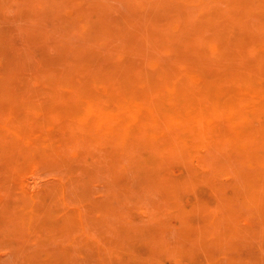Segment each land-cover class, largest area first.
Masks as SVG:
<instances>
[{"label":"rangeland","instance_id":"374dc122","mask_svg":"<svg viewBox=\"0 0 264 264\" xmlns=\"http://www.w3.org/2000/svg\"><path fill=\"white\" fill-rule=\"evenodd\" d=\"M93 2L0 0V264H41L40 258L42 264H75L76 259V264L81 259L82 264H264V210L262 214L259 211L264 207V168L256 163L254 155L252 158L251 148L244 149L230 137L220 136L214 142L182 143L176 131L168 128L166 135L153 137L150 133L159 129L153 125L150 111L140 113L138 121L131 124L88 111L91 107L119 109V105L134 101L158 103L170 86L186 91L190 98L193 95L188 92H207L231 80L249 77L264 83V53L255 49L264 47V0ZM139 28L143 33L138 34ZM123 41L128 43L126 49ZM212 44L218 52L211 49ZM121 73L125 76L119 78ZM190 73L198 74L199 81L189 77ZM150 76L153 81L147 82ZM105 91H109L108 96ZM251 124L260 127L257 120ZM14 129L20 133L10 132ZM30 131L46 136L49 146L42 148L39 144L43 140L31 141ZM221 156L223 160L219 161ZM218 161L226 162L221 163L226 171H219L222 166ZM156 175H161L163 183ZM142 176L150 177V182ZM244 180L249 182V190ZM159 186L166 194L161 195ZM180 189L182 192H178ZM253 195H259V199ZM250 199L259 203L258 208ZM225 208L236 213L232 222L229 213L233 211ZM204 218H208L207 223ZM178 219L181 229H188L187 234L179 230ZM244 224L251 228L246 229ZM155 225L158 235L152 231ZM224 226L232 228L225 232ZM38 230L43 233H36ZM174 230L180 232L175 235ZM149 234L154 238L149 240ZM177 236H184L185 242L182 237L178 241ZM176 240L184 245H174ZM21 244L22 249L18 246ZM37 249L46 252L40 251V256Z\"/></svg>","mask_w":264,"mask_h":264},{"label":"bare ground","instance_id":"6f19581e","mask_svg":"<svg viewBox=\"0 0 264 264\" xmlns=\"http://www.w3.org/2000/svg\"><path fill=\"white\" fill-rule=\"evenodd\" d=\"M70 1V0H69ZM72 1V0H71ZM75 1V0H74ZM96 1H98V0H96ZM91 2H93V0H91ZM94 3V2H93ZM95 3H97V2H95ZM96 5V4H95ZM86 8V7H85ZM91 8V7H90ZM93 8V7H92ZM96 8V7H95ZM85 10H87V9H85ZM97 10V9H96ZM25 11V10H24ZM81 11H83V12H85L84 10H82L81 9ZM27 12V11H26ZM87 13V12H86ZM120 13V12H119ZM121 14V13H120ZM125 14V13H124ZM123 14V15H124ZM22 14H20L19 16H21ZM87 15V14H86ZM115 15V14H114ZM18 16V17H19ZM127 17H128V15H126ZM29 17V16H28ZM114 17V16H113ZM129 17H131V16H129ZM128 17V18H129ZM21 18L23 19L24 17L23 16H21ZM30 18V17H29ZM127 18V19H128ZM132 18V17H131ZM20 19V18H19ZM25 19V18H24ZM120 19V18H119ZM133 19V18H132ZM113 20H114V18H113ZM121 20H123V19H121ZM23 21V20H22ZM132 21H134V19L132 20ZM211 21V20H210ZM114 22H117V21H114ZM119 22V21H118ZM123 22V21H122ZM103 22H101V24H102ZM106 25H107V23L106 22H104ZM131 24H133V22H130ZM207 23V22H206ZM119 24V23H118ZM96 25V24H95ZM94 25V26H95ZM122 25V24H121ZM208 25H209V23H208ZM98 26H100V25H98ZM104 24L102 25V30L103 31H105V29H103L104 27ZM126 26V25H125ZM124 26V27H125ZM130 26V25H129ZM129 26H127V27H129ZM97 27V26H96ZM101 27V26H100ZM100 27H98V29L100 28ZM106 27V26H105ZM4 28H5V25H4ZM108 28V27H107ZM110 28V27H109ZM112 28V27H111ZM133 28V27H132ZM134 28H136V26H134ZM151 29V27H148V29ZM125 29V28H124ZM137 29V28H136ZM147 29V28H146ZM146 29L144 28V33H145V31H146ZM153 29V28H152ZM225 29V28H224ZM224 29H223V31H224ZM2 30V29H1ZM1 30H0V32H1ZM5 30V29H4ZM107 30V29H106ZM227 30V29H226ZM6 31V34H7V30H5ZM13 31V30H12ZM12 31H11V33H12ZM99 31H100V29H99ZM110 31H112V30H109V32ZM121 31V30H120ZM130 31V30H129ZM137 31H138V29H137ZM153 31V30H152ZM14 32V31H13ZM108 32V33H109ZM115 32H116V30H115ZM119 32V31H118ZM122 32V31H121ZM120 32V33H121ZM131 32H132V30H131ZM140 32L141 33H143L141 30H140V28H139V33L138 34H140ZM147 32V31H146ZM225 32L226 31H224V34H225ZM10 33V32H9ZM99 33V32H98ZM100 33H101V31H100ZM104 33H106V31L104 32ZM153 33H154V31H153ZM152 33V34H153ZM16 34V33H15ZM115 34V37H116V33H114ZM130 34V33H129ZM148 34V33H147ZM109 35V34H108ZM123 35V34H122ZM143 35V34H142ZM114 36V35H113ZM117 36H119L120 37V35H117ZM128 36V35H127ZM137 36V35H136ZM149 36H151V35H149ZM16 37V36H15ZM114 37V38H115ZM135 37V36H134ZM148 37V36H147ZM9 38H10V34H9ZM122 38V37H121ZM121 38H119V39H121ZM146 38V37H145ZM151 38V37H150ZM123 39V38H122ZM7 40V39H6ZM16 39H14L13 40V42L15 41ZM32 40L34 41L35 39H33L32 38ZM135 40V39H134ZM152 40V39H151ZM9 41V40H8ZM139 41V40H138ZM146 41V40H145ZM7 42V41H6ZM13 42H11L12 43V46L14 45L15 46V44L13 43ZM121 42H122V40H121ZM124 42V41H123ZM10 43V44H11ZM15 43H17V42H15ZM136 43H137V40H136ZM141 43V42H140ZM19 44H20V42H19ZM123 44V43H122ZM121 43H120V45H122ZM124 46H122L123 47V49L125 48V46H126V44H128V43H126V42H124ZM129 44H132V43H129ZM142 44V43H141ZM133 45H135V44H133ZM20 46V45H19ZM118 46V45H117ZM117 46H115V48L117 47ZM142 46H144L143 44H142ZM141 46V47H142ZM3 47V46H2ZM130 48H133V47H130ZM143 48H145V47H143ZM16 50L18 49V46H17V48H15ZM40 49V48H39ZM67 49V48H66ZM117 49V48H116ZM119 49V48H118ZM126 49V48H125ZM134 49V48H133ZM211 49L212 50H214V52H218L219 51V48L217 47V46H215V44H212L211 45ZM255 49H257V50H260L261 52H263L264 53V47L263 46H260V45H258V47H255ZM19 51V50H18ZM40 51H41V49H40ZM116 51H118V50H116ZM146 49H145V53H146ZM17 52V51H16ZM16 52H14V53H16ZM44 52V51H43ZM43 52H42V54H43ZM118 52H120V50L118 51ZM149 52V51H148ZM45 53V52H44ZM47 53V52H46ZM124 53H125V50H124ZM130 53V52H129ZM148 55H150L149 53H147ZM97 55H99V54H97ZM96 55V56H97ZM144 55V54H143ZM1 56V55H0ZM2 56H3V54H2ZM15 56H16V54H14V60H15ZM47 56V55H46ZM95 56V57H96ZM49 57V56H48ZM95 57H94V59H95ZM100 58H101V56H99ZM98 57V58H99ZM7 58V57H6ZM46 58V57H45ZM89 58V57H88ZM87 57H86V59H88ZM97 58V59H98ZM152 58H153V54H152ZM11 59V58H10ZM43 59H44V56H43ZM47 59V61L49 62V58H46ZM90 59V58H89ZM89 59H88V62H87V60H86V62L87 63H89ZM12 60H13V58H12ZM127 60V59H126ZM125 60V61H126ZM16 61V60H15ZM44 61V60H43ZM40 62H42V59L40 60ZM96 62V61H95ZM101 62V61H100ZM8 63H9V61H8ZM12 64H14V62H11ZM10 63V64H11ZM15 64H16V62H15ZM42 64H43V62H42ZM90 64V63H89ZM94 64V63H93ZM123 64H124V60H123ZM19 65V64H18ZM17 65V66H18ZM27 65H28V63H27ZM44 65V64H43ZM48 65H49V63H48ZM98 65V64H97ZM96 65V66H97ZM104 65H106V64H104ZM8 66V65H7ZM31 66H33L32 64H31ZM30 66V67H31ZM50 66V65H49ZM49 66H47V67H49ZM84 66V65H83ZM83 66L81 67V68H83ZM9 67V66H8ZM16 67V66H15ZM29 67V68H30ZM46 67V68H47ZM106 67V66H105ZM108 67H110V64H108ZM125 67H129V66H124V68ZM20 69H22L21 67H19ZM32 68V67H31ZM54 68V67H53ZM56 68V67H55ZM86 68H89V67H86ZM112 68V67H111ZM113 68H117V66H114ZM126 68V69H127ZM59 71L60 70H62V69H59V68H57ZM75 69H77V67L75 68ZM94 69V68H93ZM92 69V70H93ZM23 70V69H22ZM22 70H20V71H22ZM40 70V69H39ZM45 71L44 72H46V70L47 69H44ZM52 70V69H51ZM54 70V69H53ZM80 70H82V69H80ZM96 70H98L97 68H96ZM101 70H103L102 68H101ZM105 70V69H104ZM103 70V71H104ZM113 70V69H112ZM117 70V69H116ZM115 70V71H116ZM130 70V69H129ZM43 71V70H42ZM48 71V70H47ZM56 71V70H55ZM82 71H84V70H82ZM100 71V70H99ZM111 71V70H110ZM114 71V70H113ZM118 71V70H117ZM23 72V71H22ZM57 72V71H56ZM61 72V71H60ZM60 72H59V74H60ZM92 73H93V71H91ZM94 72H95V70H94ZM97 72V71H96ZM107 72V71H106ZM125 72H126V70H125ZM131 73H132V71H130ZM20 72H18V74H19ZM27 73V72H26ZM58 73V72H57ZM109 74H110V72H108ZM126 73H128V72H126ZM28 74L30 75V73L28 72ZM99 73L97 72V76H99L98 75ZM116 75V73H112V75ZM118 74V73H117ZM119 74H120V71H119ZM129 74V73H128ZM159 74L161 75V73L159 72ZM13 75V74H12ZM27 75V74H26ZM111 75V74H110ZM111 75V76H112ZM131 75V74H130ZM20 76V75H19ZM60 75H58V77H59ZM101 76V75H100ZM117 76V75H116ZM125 75L123 74V76H122V73H121V76L119 77V78H122V77H124ZM126 76H129V75H126ZM132 76V75H131ZM156 76V75H155ZM104 77V76H103ZM113 77V76H112ZM133 77V76H132ZM157 77V76H156ZM189 77H192L195 81H199V79H200V77H199V75L198 74H196V73H190L189 74ZM18 77H16L15 78V80L17 79ZM23 78V77H22ZM53 78V77H52ZM52 78H50V79H52ZM88 78V77H87ZM102 78V77H101ZM118 78V79H119ZM128 78V77H127ZM134 78V77H133ZM144 78V77H143ZM149 78V77H148ZM148 78H147V82L148 81H151L152 79H153V77H151L150 76V78H149V80H148ZM13 79V78H12ZM49 79V80H50ZM55 79V78H54ZM129 79V78H128ZM155 79V78H154ZM18 80V79H17ZM17 80L15 81L16 82V84H17ZM23 80V79H22ZM57 80H59L58 78H57ZM89 80V79H88ZM100 80V79H99ZM103 80H105V78H103ZM131 80H133V79H131ZM135 81H136V79H134ZM144 80V79H143ZM157 80V79H156ZM156 80H154V81H156ZM110 81V80H109ZM134 81V82H135ZM153 81V80H152ZM258 80H253V79H251V78H249V77H247V78H245V79H239V80H231V81H229L228 82V85H226V86H224V87H220V85H214V87L212 88V89H209V90H207V92H203L202 93V91H200V90H198V91H193L192 93L191 92H188L187 94H190V95H193V97H191L190 96V98H188L187 97V95L184 93V92H186V91H182L181 89H179V88H176V87H172V86H170L168 89H167V91L165 92V94H164V97H163V99L161 100V101H159L158 103H154V104H151V105H145V104H143V103H141V102H136V101H134V102H130L129 104H125V103H123V104H121V105H119V109H112V108H106V110L105 111H101L100 109H97L96 107H91L88 111H90L91 113L92 112H95L96 114H98L99 116H111V117H113L114 119H116V121L118 122V123H123L124 121H127V123H129V124H131V123H136L138 120H137V117H138V115H140V113H142V112H144V111H150V115H151V120H153V125H156V127H158L157 129H159V131L157 132V131H153V132H151L150 134H151V136H160V134L162 133L163 135H166L167 133H168V131L167 132H164L165 131V128H168V129H174L175 131H176V134H177V139L181 142L182 141V143H189V142H192V141H199L200 142V144H202V143H205V142H210V141H212V142H214L215 140H216V138L217 137H225V138H227V137H230V139L233 141V142H235L236 144H238V145H240L241 147H243L244 149H249V148H251V150H252V158H253V155H254V157L258 160V162H256V163H258V165L260 164L261 166V168H264V83H262V82H260V84H258V82H257ZM50 82V81H49ZM54 82V81H53ZM57 82V81H56ZM125 82H126V80H125ZM124 82V80H123V83H125ZM128 82V81H127ZM129 82H130V80H129ZM52 83V82H51ZM15 84V85H16ZM171 84V83H170ZM169 84V85H170ZM196 84V83H195ZM52 85V84H51ZM181 85V84H180ZM18 86H19V82H18ZM53 86V85H52ZM51 86V87H52ZM131 86V85H130ZM19 87H21V86H19ZM132 87V86H131ZM23 88V86L21 87V89ZM2 89V87H0V90ZM8 89H10V88H8ZM20 89V88H19ZM7 90V89H6ZM11 90V89H10ZM11 92V91H10ZM18 92H19V90H18ZM105 94L108 96L109 95V91H105ZM16 96H18L17 94H16ZM2 107V106H1ZM0 107V108H1ZM89 112V113H90ZM253 120H257V121H259L260 122V127L259 128H256V127H253L252 126V121ZM125 123V122H124ZM155 127V128H156ZM111 129H113V128H111ZM229 130H231V132L229 131ZM20 130H16V129H14V130H12V131H10V132H12V133H20L19 132ZM31 132V138H32V140L31 141H33V140H38L37 142L39 143L41 140H43V142L42 143H40L39 145H41V147L43 148H47L48 146H49V140L48 139H44V138H46V136H43V135H41V134H39L38 132H33V131H30ZM77 133V132H76ZM27 134V133H26ZM149 134V135H150ZM130 135H132V134H130ZM176 141V140H175ZM203 150V149H202ZM247 151V150H246ZM234 154V153H233ZM142 155V154H141ZM242 155H243V157H244V154L242 153ZM226 157V156H225ZM233 158H234V155L232 156ZM228 159H230V157H229V155H228ZM232 159V158H231ZM231 159H230V163H231ZM236 159V158H235ZM235 159H233V160H235ZM241 159H242V156H241ZM244 159H245V157H244ZM221 160H223L222 159V156H221V158H220V160L219 161H221ZM225 161H226V159H224ZM232 160V161H233ZM239 160H240V158H239ZM195 161V160H194ZM219 161H218V163H219ZM221 162V163H226V162ZM246 161V160H245ZM235 162V161H234ZM197 163V162H196ZM216 163V162H215ZM221 163H219L218 165H220ZM229 162H228V165L230 164ZM233 163V162H232ZM243 163H244V161H243ZM152 164V163H151ZM239 164V163H238ZM172 165V164H171ZM171 165L169 166V168L171 167ZM178 165H179V163H178ZM183 165H185V163H183ZM216 165V164H215ZM166 166V165H165ZM173 166H176V163L173 165ZM189 167H190V165H188ZM221 168L219 169V166H218V169H219V171H221L222 169H223V164H221ZM233 166V165H232ZM246 166V165H245ZM180 167H182V166H180ZM228 167V166H227ZM242 167V166H241ZM34 168H37V167H34ZM150 168V167H149ZM149 168H147V169H149ZM165 168V167H164ZM162 169L161 171H163V173H164V171H165V169H167V167L165 168V169ZM169 168H168V170L167 171H169ZM191 168V167H190ZM190 168H189V170L188 171H190V172H192L191 170H190ZM246 168V167H245ZM38 169V168H37ZM160 169V168H159ZM172 169V168H171ZM226 169L227 168H224L223 170L224 171H226ZM229 169V168H228ZM35 170V169H34ZM155 171L156 170H158V169H154ZM145 171V170H144ZM154 171V172H155ZM159 171V170H158ZM218 171V172H219ZM143 172V171H142ZM145 172H147V171H145ZM144 172V174H146ZM152 172V171H151ZM173 172V171H172ZM189 172V173H190ZM235 172V171H234ZM245 172V171H244ZM243 172V173H244ZM247 172H249V171H247ZM166 173V172H165ZM175 173V172H174ZM184 173V172H183ZM186 173V172H185ZM188 173V174H189ZM240 173H242V172H240ZM240 173H239V176H240ZM246 173V172H245ZM170 174V173H169ZM173 174V173H172ZM235 174H236V172H235ZM37 175V174H36ZM162 175V177H163V174H161ZM161 175H159V177H158V175H156L155 177L156 178H160V176ZM166 175H167V173H166ZM176 175V174H175ZM183 175V174H182ZM249 175H252V174H250L249 173ZM29 176V175H28ZM31 176V175H30ZM118 176V175H117ZM152 176H154V173L152 174ZM186 176V175H185ZM185 176H184V178H185ZM192 176V177H191ZM191 176H189V177H191V178H193L194 176L193 175H191ZM34 177V176H33ZM37 177V176H36ZM53 177H55V176H53ZM114 177H116V176H114ZM145 177V176H144ZM143 176H142V178H144ZM168 177V176H167ZM167 177H165V178H167ZM170 177H172V176H170ZM228 177V176H227ZM252 177V176H251ZM55 178H58V177H55ZM117 178V180L119 179V177H116ZM148 177L146 176L145 177V180L147 179ZM174 178V177H173ZM229 178V177H228ZM33 179V178H32ZM148 179H151L150 177L148 178ZM147 179V182L149 181ZM155 179V178H154ZM161 179V181H162V179L163 178H160ZM195 178H193L192 180H194ZM201 179V178H200ZM209 180H210V178H208ZM226 179V178H225ZM241 179V178H240ZM251 179H253V177L251 178ZM36 180H38V179H36ZM59 180V179H58ZM115 180V179H114ZM116 180V181H117ZM144 180V179H143ZM153 180V179H152ZM198 180V179H197ZM241 180H243V179H241ZM264 180V179H263ZM113 181V184H117V182H119V181ZM120 181H121V178H120ZM160 181V180H159ZM160 181V182H161ZM226 181H228V179H226ZM237 181V180H236ZM244 181H246V180H244ZM259 181V180H258ZM37 182V181H36ZM116 182V183H115ZM150 182V181H149ZM182 182V181H181ZM181 182H179V183H181ZM34 183L35 182H33V185H34ZM39 183H40V181H39ZM162 183H163V181H162ZM207 184H209L208 182H206ZM239 183V182H238ZM246 183V185H248V183H247V181L245 182ZM252 183H254L253 182V180H252ZM258 183L259 182H255V184H257V186H259V185H261V183H259V185H258ZM119 184H121V182L119 183ZM170 184V183H169ZM167 185L166 184V186L167 187H169V186H171V185ZM172 184V183H171ZM33 185H31V186H33ZM176 185H179V184H176ZM197 185V184H196ZM237 185V188L239 187L238 186V184H236ZM254 185V184H253ZM39 186V185H38ZM81 186V185H80ZM79 186V187H80ZM118 186V185H117ZM122 186V185H121ZM138 186V185H137ZM149 186H150V183H149ZM242 186V185H241ZM36 187V186H35ZM135 187V186H134ZM139 187V186H138ZM137 187V188H138ZM153 187V186H152ZM161 188V190H160V188ZM158 188H159V190L160 191H162V193H161V195H163V192H164V189L162 190V187L161 186H159ZM179 187V186H178ZM222 188H223V186H221ZM220 187V190H222L223 192H224V190L222 189ZM254 187H256V186H254ZM30 188H33V187H30ZM82 188V187H81ZM122 188V187H121ZM140 188V187H139ZM149 188V187H148ZM156 188V187H155ZM164 188H166V187H164ZM248 188V189H247ZM135 189H136V187H135ZM149 189H154V188H149ZM148 189V190H149ZM167 189V188H166ZM246 190H249V185H248V187H246L245 188ZM250 189H255V188H250ZM140 190V189H139ZM139 190H137L136 192L137 193H139L138 191ZM232 190V189H231ZM245 190V193L247 192ZM179 191H181L182 192V190L180 189V190H178V192ZM209 191H210V188H209ZM124 192H125V190H124ZM165 192H167V191H165ZM164 192V194H166ZM184 193V192H183ZM155 194H156V192H155ZM154 194V195H155ZM173 194V193H172ZM176 194V193H175ZM251 192L249 193V196H251ZM194 195V194H193ZM218 195V194H217ZM221 195H223L222 193H221ZM221 195H218L219 196V198H221L220 196ZM235 195V192H233V196ZM141 196H142V194H141ZM176 196V195H175ZM200 196V195H199ZM204 196V195H203ZM254 196V195H253ZM259 196V195H258ZM258 196H254V198L256 197V199H259V198H257ZM160 197V196H159ZM194 197V196H193ZM202 197V196H201ZM214 197V196H213ZM216 197V196H215ZM174 198V197H173ZM205 198H206V195H205ZM216 198H218V197H216ZM223 198V197H222ZM228 198V197H227ZM250 198V197H249ZM159 199H163V198H159ZM207 199H209V197L207 198ZM264 198H262V200H263ZM166 200V199H165ZM174 200V199H173ZM177 200V199H176ZM197 199H195V201H196ZM250 200H253V202H254V205L253 206H255V203H256V201H255V199H250ZM261 200V199H260ZM259 200V201H260ZM168 201V200H167ZM167 201H165L166 202V204H167ZM171 201V200H170ZM169 201V202H170ZM185 201V200H184ZM258 201V200H257ZM258 201V202H259ZM155 202V201H154ZM174 202V201H173ZM172 202V203H173ZM178 202H180V204H181V201L179 200ZM197 202V201H196ZM204 203H205V201H203ZM226 202H227V200H226ZM264 202V201H263ZM149 203V202H148ZM186 203V202H185ZM207 203V202H206ZM155 204V203H154ZM160 204H162L161 202H160ZM197 204L199 205V203L197 202ZM252 204V203H251ZM183 205V204H182ZM181 205V206H182ZM192 205H193V203H192ZM210 205V204H209ZM256 205H257V207L256 208H258V205H259V203L257 204L256 203ZM88 207V206H87ZM172 207V206H171ZM227 207H229L230 208V206H227ZM250 207H252L251 205H250ZM261 207V206H260ZM151 208H153V206L151 207ZM160 208H161V206H160ZM159 208V209H160ZM162 208H163V204H162ZM161 208V209H162ZM172 208H174V207H172ZM180 208V207H179ZM199 207H197V209H198ZM150 209V208H149ZM156 209V208H155ZM160 209V210H161ZM175 209H177V208H175ZM188 209V208H187ZM194 209H196V208H194ZM208 209H209V207H208ZM226 209H228V208H225V210ZM151 210V209H150ZM149 210V211H150ZM159 210V211H160ZM224 210V211H225ZM259 210V209H258ZM262 210H264V207L262 208V209H260L259 211L261 212V214H262ZM163 211V210H162ZM189 211H191V209L189 210ZM188 211V212H189ZM195 211V210H194ZM228 211H233V210H230V209H228ZM198 212H199V209H198ZM207 212V211H206ZM144 213H145V211H144ZM150 213V212H149ZM159 213V212H158ZM157 213V214H158ZM161 214H162V212H160ZM191 213H193V212H191ZM197 213V212H196ZM235 212L233 211V213H229V214H231V217H233L232 216V214H234ZM147 214V213H146ZM156 214V215H157ZM179 214V213H178ZM189 213H187V215H188ZM194 214V213H193ZM199 214V213H198ZM204 214H205V212H204ZM258 214V213H257ZM160 215V214H159ZM174 215V214H173ZM202 215V214H201ZM225 215V214H224ZM236 215V213L234 214V216ZM263 217H264V212H263ZM158 216V215H157ZM172 216V215H171ZM230 216V215H229ZM175 217V216H174ZM160 218H162V217H160ZM171 218H173V217H171ZM171 218H170V220H171ZM176 218H178V216L176 217ZM176 218H174V219H176ZM179 218H181L180 217V214H179ZM185 218V217H184ZM225 218H227L226 220H228V217H225ZM224 218V219H225ZM183 219V217L181 218V220ZM208 219V218H207ZM207 219L205 220V218H204V221H206V223H207ZM229 219H231V221L230 222H232L233 220L232 219H236V218H229ZM264 219V218H263ZM48 220V219H47ZM185 220V222H186V219H184ZM184 220H183V222H184ZM159 221H160V219H159ZM162 221H164L163 219H162ZM174 221V220H173ZM178 221H179V223H178V226H179V224L181 223L180 222V220L178 219ZM236 221V220H235ZM35 222V221H34ZM47 222V221H46ZM50 222V221H49ZM49 222H47V223H49ZM59 222V221H58ZM230 222H229V225H230ZM42 224V225H44L43 223H42V221L40 220V222H39V224ZM44 223H45V221H44ZM46 223V224H47ZM62 223V222H61ZM61 223H60V225H61ZM160 223V222H159ZM163 223H165V222H163ZM173 222H171V224H172ZM205 223V224H206ZM234 223V222H233ZM45 224V226H47ZM63 225H65V223H62ZM157 225H159L158 223H156ZM225 224H227V226H228V223H226L225 222ZM12 225V224H11ZM160 225H161V223H160ZM170 224H168V226H169ZM175 225V224H174ZM39 226V225H38ZM50 226V225H49ZM54 226V225H53ZM53 226H50L51 228L53 227ZM59 226V225H58ZM57 226V227H58ZM66 226V225H65ZM123 226V228H125L124 227V225H122ZM176 226V225H175ZM182 226V225H181ZM181 226H179L180 227V229L179 230H181L182 232H185L186 234H187V232H189L188 231V229H187V231L186 230H182L181 229ZM207 226V225H206ZM226 226V225H225ZM225 226H224V230H225V232H227L228 231V229H231L230 227H227L226 229H227V231H226V229H225ZM244 226H246V229H247V227L249 226H247V225H245L244 224ZM13 227V226H12ZM19 227V226H18ZM41 227V226H40ZM64 227V226H63ZM62 227V228H63ZM76 227V226H75ZM218 227V226H217ZM241 227H242V225H241ZM240 226L238 227V232H239V230L241 231V228ZM250 227V226H249ZM16 228H17V226H16ZM20 228V227H19ZM19 228H17V229H19ZM69 228V227H68ZM120 228H122V227H120ZM122 228V229H123ZM155 228H156V225H155V227H154V230H152L153 231V234L155 235V234H157L156 232H155ZM175 228H177V227H175ZM251 228V227H250ZM35 229L37 230L38 228H36L35 227ZM40 229V228H39ZM53 229H54V227H53ZM59 229H60V226H59ZM66 229V228H65ZM233 229H234V227H233ZM61 230V229H60ZM59 230V231H60ZM124 230V229H123ZM193 230V229H192ZM235 231H237L236 229H234ZM41 231H43V229L41 230ZM41 231H36V233H39V232H41ZM52 231V230H51ZM54 231H56L55 229H54ZM57 231H58V229H57ZM247 231V230H246ZM249 231V230H248ZM124 232L126 233V230H124ZM123 232V233H124ZM164 232H166V231H164ZM169 232V231H168ZM174 232H175V230H174ZM177 232H178V230L175 232L176 234L175 235H177ZM180 232V231H179ZM178 232V233H179ZM225 232H224V236H225ZM229 232V231H228ZM230 232H233V230L232 231H230ZM41 233H43V232H41ZM65 234V232L64 231H62V235L61 236H63L64 234ZM145 233H146V229H145ZM207 233V232H206ZM246 233H248V232H246ZM46 234V233H45ZM50 233H47V235H49ZM56 234H58V233H56ZM208 234V233H207ZM221 234V233H220ZM219 234V235H220ZM241 234V233H240ZM245 234V233H244ZM43 235V234H42ZM46 235V236H47ZM136 235H138L137 237H139V234H138V232H137V234ZM149 235H151V236H149L150 237V239L149 240H151L152 238H154V237H152V234H149ZM153 235V236H154ZM158 235V234H157ZM162 235H163V233L161 234V237H162ZM181 235V234H180ZM199 235V233H197V236ZM201 235H203V234H201ZM206 235V234H205ZM231 235H233V234H231ZM53 235H52V232H51V237H52ZM221 236V235H220ZM228 236H229V234H228ZM44 237H45V235H44ZM50 237V238H51ZM182 238L184 237V236H181ZM180 236L178 237L177 236V240L179 241V240H181L182 238H181ZM195 237V236H194ZM53 238V237H52ZM78 238V237H77ZM181 238V239H180ZM197 238V237H196ZM204 238H205V236H204ZM47 239V238H46ZM79 239V238H78ZM144 239V238H143ZM143 239H142V242H143ZM159 239V238H158ZM188 239H189V236H188ZM192 239H193V237H192ZM198 239V238H197ZM14 240H15V238H14ZM14 240H13V242H14ZM17 240V239H16ZM77 240V239H76ZM136 240V239H135ZM135 240H133V241H135ZM148 240V241H149ZM154 240V239H153ZM162 240H164L163 239V237H162ZM176 240V242H174V245H175V243L176 244H178L179 242ZM190 240V239H189ZM44 241L46 242V240L44 239ZM48 241H50V239L48 240ZM82 241V240H81ZM145 241V240H144ZM182 242L184 241L185 242V240H184V238H183V240H181ZM199 241V240H198ZM146 242V241H145ZM182 242H181V244H182ZM201 242V241H200ZM19 243V242H18ZM91 243V242H90ZM89 243V244H90ZM151 243V242H150ZM189 243H191L190 241L188 242V245H190ZM196 243V242H195ZM198 243V242H197ZM248 243V242H247ZM246 243V244H247ZM17 244V243H16ZM134 244V243H133ZM133 244H132V247H134L136 244H134V246H133ZM142 244V243H141ZM141 244L139 245V244H137L138 246H141ZM155 244H157V243H155ZM180 244V243H179ZM178 244V245H179ZM179 245V246H183L184 245V243H183V245ZM194 244V243H193ZM251 244H253V243H251ZM15 245V244H14ZM23 245H26V244H24V242H23ZM22 244L21 245H18L21 249H22V247L21 246H23ZM28 245V244H27ZM146 245V244H145ZM158 245V244H157ZM165 245H167L168 246V243L167 244H165ZM185 245H186V243H185ZM256 245V248H257V246H258V244H255ZM255 245H253V246H255ZM167 246H164V247H167ZM264 246V245H263ZM24 247V246H23ZM26 247H28V246H26ZM68 247V246H67ZM66 247V248H67ZM144 247V246H143ZM19 248V249H20ZM31 248V247H30ZM50 247H48V249H49ZM70 246H69V250H70ZM83 248V247H82ZM151 248H153V250H154V247H151ZM158 248V247H157ZM252 249V247H250L249 246V249ZM20 249V251H22ZM48 249H47V251H48ZM58 249V248H57ZM133 249V248H132ZM135 249V248H134ZM147 249V248H146ZM45 250V252H46V249H44ZM43 250V251H44ZM73 250V249H72ZM254 250V249H253ZM14 251V250H13ZM15 251H16V249H15ZM19 251V250H18ZM35 251H37V253L39 252V254H40V251H42V249L39 251L38 249L37 250H35ZM42 251V252H43ZM51 251V250H50ZM50 251H48V252H50ZM52 251H53V248H52ZM51 251V254L54 256V254H53V252ZM56 251H58V250H56ZM65 251H66V249H65ZM65 251H64V253H65ZM78 251V250H77ZM121 251V250H120ZM131 251V250H130ZM146 251V250H145ZM157 251V250H156ZM3 251H1V253H2ZM6 252V251H5ZM4 252V253H5ZM34 252V251H33ZM32 252V253H33ZM71 252V251H70ZM69 252V253H70ZM80 252H81V249H80ZM132 252V251H131ZM154 252H155V250H154ZM30 253V252H29ZM36 252H35V254H37ZM59 253V252H58ZM58 253L57 254H55V255H58ZM86 253V252H85ZM126 253V252H125ZM156 253V252H155ZM34 254V255H35ZM60 255H62L61 253H59ZM148 254V253H147ZM151 253H149L148 255H150ZM152 254H153V251H152ZM257 254H260V252H257ZM49 255H50V253H49ZM64 255V254H63ZM86 255H88V252H87V254ZM93 255V254H92ZM128 255V254H127ZM261 255V254H260ZM40 256H41V254H40ZM97 256V255H96ZM95 256V257H96ZM238 257H240L239 255H237ZM236 256V257H237ZM19 257H20V255H19ZM25 258L27 257V256H24ZM34 256H32V257H30V258H33ZM37 257H38V255L36 256V259H37ZM46 257H48V256H46ZM57 257V256H56ZM233 257H235V256H233ZM261 257V256H260ZM22 258V257H21ZM20 258V259H21ZM39 258V257H38ZM45 258V257H44ZM53 258V257H52ZM52 258H51V260H52ZM73 258H75L74 256H73ZM81 258V257H80ZM80 258H78V260H80ZM252 258L254 259V257L252 256ZM24 259V258H23ZM41 259V258H40ZM40 259H39V262L42 264V261H40ZM211 259V258H210ZM228 259V258H227ZM226 259V260H227ZM232 259V258H231ZM239 259V258H238ZM29 260V259H28ZM27 260V262H29ZM60 260H62L61 259V257H60ZM70 260H71V258H70ZM77 260V259H76ZM76 260H73V261H75L74 263L76 264L77 262H76ZM82 261H83V259H81ZM88 261H89V258L87 259ZM113 260V259H112ZM234 260V259H233ZM25 261V260H24ZM38 261V260H37ZM44 261H45V259H44ZM53 261V260H52ZM73 261H71V262H73ZM81 261V263L80 264H82L83 262ZM87 261V262H88ZM208 261V260H207ZM261 261H262V259H261ZM84 262H86V260H84ZM90 262H92L91 260H90ZM99 262V261H98ZM194 262V261H193ZM219 262V261H218ZM237 262V264H239V263H241V264H243V262L241 261V262H239L238 263V261H236ZM53 264H55L54 262H52ZM58 263H59V261H58ZM57 263V264H58ZM67 263L69 264L70 262L69 261H67ZM79 263V262H78ZM116 263V262H115ZM198 263V262H197ZM224 264H226V262H223ZM3 264H5V263H3ZM28 264V263H27ZM91 264V263H90ZM116 264H118V263H116ZM160 264V263H159ZM202 264V263H201ZM206 264V263H205ZM254 264H255V262H254ZM261 264V263H260Z\"/></svg>","mask_w":264,"mask_h":264}]
</instances>
